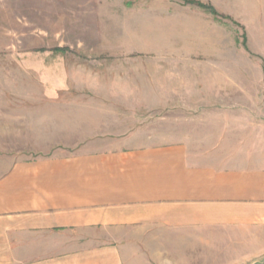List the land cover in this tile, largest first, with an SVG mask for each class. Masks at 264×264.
<instances>
[{"label":"rangeland","instance_id":"obj_1","mask_svg":"<svg viewBox=\"0 0 264 264\" xmlns=\"http://www.w3.org/2000/svg\"><path fill=\"white\" fill-rule=\"evenodd\" d=\"M62 79L117 115L121 132L101 138L264 155V0H0V157L40 154L15 136L30 118L14 116ZM152 242L124 247L126 264L264 261L261 222Z\"/></svg>","mask_w":264,"mask_h":264},{"label":"crops","instance_id":"obj_2","mask_svg":"<svg viewBox=\"0 0 264 264\" xmlns=\"http://www.w3.org/2000/svg\"><path fill=\"white\" fill-rule=\"evenodd\" d=\"M44 85L63 88L14 116L30 118L15 136L40 154L0 157V264H126L124 247L174 231L264 223V155L225 163L184 142L101 138L121 130L84 103L92 89Z\"/></svg>","mask_w":264,"mask_h":264},{"label":"trees","instance_id":"obj_3","mask_svg":"<svg viewBox=\"0 0 264 264\" xmlns=\"http://www.w3.org/2000/svg\"><path fill=\"white\" fill-rule=\"evenodd\" d=\"M66 49H64V48H56V49H54V51L55 52H63V51H65Z\"/></svg>","mask_w":264,"mask_h":264},{"label":"water","instance_id":"obj_4","mask_svg":"<svg viewBox=\"0 0 264 264\" xmlns=\"http://www.w3.org/2000/svg\"><path fill=\"white\" fill-rule=\"evenodd\" d=\"M258 264H264V261L262 263H258Z\"/></svg>","mask_w":264,"mask_h":264}]
</instances>
